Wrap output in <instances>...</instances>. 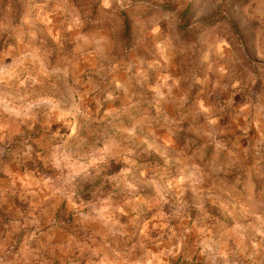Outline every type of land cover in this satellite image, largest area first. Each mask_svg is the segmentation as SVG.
Wrapping results in <instances>:
<instances>
[{"label":"clouds","instance_id":"9594fccd","mask_svg":"<svg viewBox=\"0 0 264 264\" xmlns=\"http://www.w3.org/2000/svg\"><path fill=\"white\" fill-rule=\"evenodd\" d=\"M66 2L54 0L58 34L103 45L90 43L63 64V52L43 57L36 33L25 30L28 18L13 10V0H0V37H15L0 41V204L7 205L0 210V264H42L29 244L36 233L4 222L17 196L30 198L33 211L66 201L83 220L102 222L103 239L116 235L113 229L124 236L121 218L138 219L144 189L156 188L154 205H167L173 193L192 204L198 193L217 207V194L233 193L247 177L255 185L241 207L252 209L254 231L264 238V58L252 60L241 38L264 34V0H212L213 11H202L203 0L191 11V0H88L93 10L77 15ZM145 91L156 114H143V128L162 141L156 167L141 164L130 146L143 143L140 114L128 109L141 106L137 92ZM144 154L152 155L151 145ZM171 219L157 211L144 222L131 244L135 264H167L177 253L181 264L208 256L216 264H243L244 253L260 248L253 238L240 256H230L203 228L186 225L178 236ZM152 221L158 223L150 230ZM193 232L196 243L189 245L185 237ZM127 249L125 242L121 251Z\"/></svg>","mask_w":264,"mask_h":264},{"label":"rangeland","instance_id":"374dc122","mask_svg":"<svg viewBox=\"0 0 264 264\" xmlns=\"http://www.w3.org/2000/svg\"><path fill=\"white\" fill-rule=\"evenodd\" d=\"M7 3V0H6ZM201 0H191L188 3L189 11L199 7ZM219 3V0H216ZM211 5V6H210ZM12 8L28 18L25 30L36 33V46L41 50L43 57L47 60H53L49 56L50 52L65 53L62 59L63 64L72 62L75 52L87 48L90 43H97L102 47V41L93 40L91 37L86 39H79L75 33H59L58 27L62 19L60 12L54 0H13ZM222 6H227L222 5ZM65 8H70L73 15L79 14L81 11L93 10V6L88 3V0H67L63 5ZM215 4L212 0H203L202 11H213ZM223 9V8H222ZM45 17L52 21V24L45 22ZM215 19V17H213ZM175 22V18L170 21ZM210 27H215L212 20L207 22ZM241 38L247 44V51L249 57L257 64L264 58V34L256 36L254 39L242 34ZM14 36H2V40H14ZM168 47L167 43L164 45ZM71 54V55H69ZM61 58L56 56L54 65L59 68ZM47 67V63L45 62ZM174 67V65H173ZM127 83V81H126ZM138 87V86H137ZM137 96H143L144 99L139 108H129L128 111L133 115L139 113L136 123L143 128L144 116L147 112V118L155 116L156 109L149 107V100L147 92H137ZM124 97H121V104L124 103ZM167 110V106H165ZM123 111L115 112L114 117H119ZM145 133L143 143L141 140L133 142L131 147L137 153L139 162L149 167H156L162 163V158L158 157L157 153L160 151V145L153 142L147 137V129L143 128ZM158 135H164L163 129H157ZM151 145V156L144 154V149ZM183 146V141H178L177 150ZM35 147V145H34ZM218 171V168H214ZM3 173H0L2 176ZM255 185V180H249L247 177L233 189V193L226 196L217 194L216 200L219 201L217 207H213L215 201L205 204L202 198L197 193L196 202L190 204L186 199L184 202H178L176 194L165 196L169 201L167 205H154V197L156 188L144 189L140 192L143 203L138 209L137 218H121L120 224L123 225L119 231L124 233L123 237L119 236V232L113 229L116 235H109L105 238L101 236L107 231L102 222L85 221L77 213V211L69 205L66 201L56 203L53 202L51 206L47 203L33 211L29 199H20L16 197L15 208L11 213L4 218V222L14 220V227L18 229L21 225L29 232L36 233V239L30 241V247L36 249L42 257V264H98L99 259H105L109 264H135L132 257L134 252L130 251L131 244L135 243L139 236L140 229L144 226L146 220H151L152 216L157 214V211H163L165 214L173 217L169 221L172 228L177 231L179 236L184 231L185 226H195L197 230L203 228L205 232L209 233V240H215L230 256H240L244 252V244L256 238L260 243L259 250L249 249L241 260L243 264H264V238L257 237L254 228V220L251 215L252 209L248 207H241L242 197L250 192ZM230 205V207H229ZM7 205L0 204V210H3ZM19 210L18 212L16 210ZM226 209V211H224ZM29 212L31 215H29ZM23 213V216L20 214ZM2 214V212H0ZM18 220L19 223H15ZM158 221H152L148 224L150 230L153 229V224ZM159 231V229H155ZM243 237V239H242ZM189 245L196 243L195 232L185 237ZM127 242L128 249H124V244ZM165 246L169 242L162 240ZM119 245V247H118ZM239 245V248L237 246ZM116 251H120L119 257H116ZM156 251V248H153ZM175 252V249H173ZM182 256L177 253L170 254L167 258V264H181ZM201 264H216L214 256H208ZM240 264V261H237Z\"/></svg>","mask_w":264,"mask_h":264},{"label":"trees","instance_id":"16d2710c","mask_svg":"<svg viewBox=\"0 0 264 264\" xmlns=\"http://www.w3.org/2000/svg\"><path fill=\"white\" fill-rule=\"evenodd\" d=\"M225 6H222V8H224Z\"/></svg>","mask_w":264,"mask_h":264}]
</instances>
